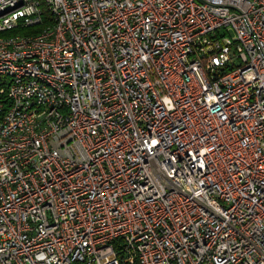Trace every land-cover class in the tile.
I'll return each mask as SVG.
<instances>
[{
    "label": "built area",
    "instance_id": "2783aa9c",
    "mask_svg": "<svg viewBox=\"0 0 264 264\" xmlns=\"http://www.w3.org/2000/svg\"><path fill=\"white\" fill-rule=\"evenodd\" d=\"M0 264H264V0H0Z\"/></svg>",
    "mask_w": 264,
    "mask_h": 264
},
{
    "label": "rangeland",
    "instance_id": "374dc122",
    "mask_svg": "<svg viewBox=\"0 0 264 264\" xmlns=\"http://www.w3.org/2000/svg\"><path fill=\"white\" fill-rule=\"evenodd\" d=\"M226 33V34H225ZM220 34L221 35H227V36H229V34L231 35V36H234V32L233 31H231V32H226V30H224V29H222L221 31H220Z\"/></svg>",
    "mask_w": 264,
    "mask_h": 264
},
{
    "label": "trees",
    "instance_id": "16d2710c",
    "mask_svg": "<svg viewBox=\"0 0 264 264\" xmlns=\"http://www.w3.org/2000/svg\"><path fill=\"white\" fill-rule=\"evenodd\" d=\"M47 22H48V18H47V17H45V23H47ZM41 29H42V27L35 28V29H32V30H35V32H38V31H40ZM32 30H29V32H31ZM14 32H16V31L9 32V34H10V33H14Z\"/></svg>",
    "mask_w": 264,
    "mask_h": 264
}]
</instances>
